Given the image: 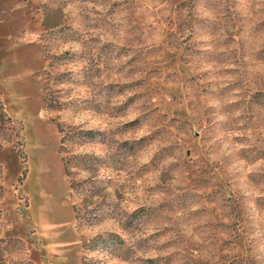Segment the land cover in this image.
<instances>
[{"label":"rangeland","instance_id":"374dc122","mask_svg":"<svg viewBox=\"0 0 264 264\" xmlns=\"http://www.w3.org/2000/svg\"><path fill=\"white\" fill-rule=\"evenodd\" d=\"M263 92L264 0H0V264H264Z\"/></svg>","mask_w":264,"mask_h":264},{"label":"trees","instance_id":"16d2710c","mask_svg":"<svg viewBox=\"0 0 264 264\" xmlns=\"http://www.w3.org/2000/svg\"><path fill=\"white\" fill-rule=\"evenodd\" d=\"M262 95V103H263V105H264V92L261 94ZM47 105L48 106H53L54 107V104H52L51 102H47ZM83 139H84V141H92V140H95V136H96V133L95 132H93V131H90V130H87V131H84L83 132ZM63 141H64V138H63ZM72 158H74V159H77V160H79L80 161V163L78 164V165H80L81 167H84V168H86V166H87V164H86V162L84 161V162H82V160L84 159V158H89V156H87V155H74ZM91 159H93V157H90ZM95 158V157H94ZM96 159V158H95ZM70 163V159L68 158V159H66L65 160V164L68 166V164ZM82 163V164H81ZM68 173V172H67ZM82 183V181H79V182H72V185H73V187H75V188H77L80 184Z\"/></svg>","mask_w":264,"mask_h":264}]
</instances>
